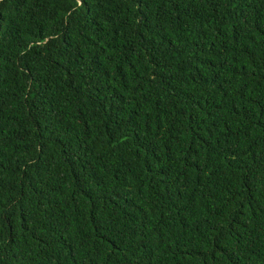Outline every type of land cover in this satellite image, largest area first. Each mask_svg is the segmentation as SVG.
<instances>
[{"label": "trees", "instance_id": "16d2710c", "mask_svg": "<svg viewBox=\"0 0 264 264\" xmlns=\"http://www.w3.org/2000/svg\"><path fill=\"white\" fill-rule=\"evenodd\" d=\"M0 264H264V0H0Z\"/></svg>", "mask_w": 264, "mask_h": 264}]
</instances>
